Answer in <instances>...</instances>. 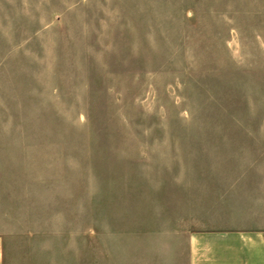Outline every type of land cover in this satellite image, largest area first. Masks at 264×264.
<instances>
[{
	"label": "rangeland",
	"instance_id": "rangeland-1",
	"mask_svg": "<svg viewBox=\"0 0 264 264\" xmlns=\"http://www.w3.org/2000/svg\"><path fill=\"white\" fill-rule=\"evenodd\" d=\"M262 171L264 0H0L16 255L190 264L230 175Z\"/></svg>",
	"mask_w": 264,
	"mask_h": 264
},
{
	"label": "crops",
	"instance_id": "crops-1",
	"mask_svg": "<svg viewBox=\"0 0 264 264\" xmlns=\"http://www.w3.org/2000/svg\"><path fill=\"white\" fill-rule=\"evenodd\" d=\"M250 173L237 175V180L231 174L236 184L224 195H216L215 229L190 236V264H264V171ZM220 214H225L223 222ZM14 250L13 233L0 231V264H38L40 260L37 255L33 259L16 255Z\"/></svg>",
	"mask_w": 264,
	"mask_h": 264
}]
</instances>
